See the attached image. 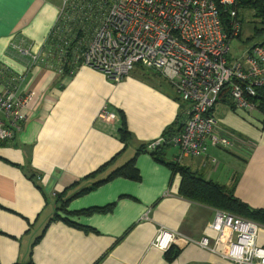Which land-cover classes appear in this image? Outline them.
<instances>
[{
  "label": "crops",
  "instance_id": "obj_1",
  "mask_svg": "<svg viewBox=\"0 0 264 264\" xmlns=\"http://www.w3.org/2000/svg\"><path fill=\"white\" fill-rule=\"evenodd\" d=\"M59 7V0H0V90L11 75L18 94H32L13 137L0 141V264H233L224 258L232 232L212 228L215 216L227 213L182 198L180 176L166 164L262 208L261 116L220 100L213 108L218 131L236 142L234 149L209 148L177 161L170 145L160 153L163 163L155 161L141 148L182 112L173 88L140 66L119 82L85 66L65 71L47 41ZM12 44L40 60L32 63ZM105 112L113 119H103ZM128 164L134 179L109 178ZM162 232L177 238L156 246ZM201 239L205 247L193 243ZM255 244L264 249L262 226ZM170 246L180 253L167 263Z\"/></svg>",
  "mask_w": 264,
  "mask_h": 264
},
{
  "label": "built area",
  "instance_id": "obj_2",
  "mask_svg": "<svg viewBox=\"0 0 264 264\" xmlns=\"http://www.w3.org/2000/svg\"><path fill=\"white\" fill-rule=\"evenodd\" d=\"M59 1L47 41L56 45L62 67L70 53L69 67L85 66L114 82L128 76L135 66L155 72L185 104L181 131L169 142L179 152L177 161L204 156L209 148H235L236 142L218 131L213 108L224 95L234 109L257 112L252 97L256 88L264 86V41L238 49V57L230 54V43L242 31L239 6L244 0ZM11 48L32 63L40 60L41 55L29 48L18 44ZM16 85L13 77L0 90V141L13 137L32 97L18 94ZM101 116L113 119L106 112ZM163 143L159 138L146 151L153 152ZM212 228L229 229L234 236L224 255L227 261L264 264V249L255 244L257 225L218 213ZM175 238V234L159 233L155 245L165 247ZM193 243L207 244L205 239Z\"/></svg>",
  "mask_w": 264,
  "mask_h": 264
},
{
  "label": "trees",
  "instance_id": "obj_3",
  "mask_svg": "<svg viewBox=\"0 0 264 264\" xmlns=\"http://www.w3.org/2000/svg\"><path fill=\"white\" fill-rule=\"evenodd\" d=\"M240 9L242 12H250L253 18L251 24V30L253 31V35L249 38L258 36L259 33L264 32V0H244L240 4ZM222 18H225V14L221 13ZM241 15V22L243 21ZM244 18V17H243ZM256 23L261 27V29H256ZM240 36L238 37V39ZM264 41V40H263ZM66 65L64 66L65 71L71 69L72 66V57L70 53L67 54L66 57ZM69 65V66H68ZM78 66V64H77ZM9 77V75H8ZM7 77V78H8ZM10 78L13 76L10 75ZM7 79V80H8ZM179 101V99H178ZM221 101L226 103L228 100L224 95L221 97ZM252 101L256 105V109L258 114L263 119L264 123V86L255 89V96L252 97ZM229 103V102H228ZM180 107L184 109L185 104L179 101ZM180 113L179 117L174 120V122L168 126L161 134V138L163 139L164 143L157 147L153 152L150 154L154 157L155 161L162 162L160 158V153L162 149L164 150L167 146H170L169 142L170 139L176 136L181 131L182 123L185 119V114L183 112ZM120 138L122 141H126L129 138V134L126 132L124 128L119 130ZM146 147H142L141 150L144 151ZM166 166L173 172L177 173L180 176V185L178 189V194L189 201L197 202L208 207H211L215 210L225 212L227 214L240 217L242 219L248 220L258 226L264 227V206L260 209H250L246 205L242 204L238 200H236L231 190H227L224 187L214 184L209 181H204L198 177H196L193 173H191L188 169L181 167L179 165L169 163ZM132 164H128L125 167L117 170L114 172L109 178L113 177H127L134 179L136 177L133 174ZM180 251L176 246H170L164 252V260L167 263H171L174 261L177 256L179 255Z\"/></svg>",
  "mask_w": 264,
  "mask_h": 264
},
{
  "label": "rangeland",
  "instance_id": "obj_4",
  "mask_svg": "<svg viewBox=\"0 0 264 264\" xmlns=\"http://www.w3.org/2000/svg\"><path fill=\"white\" fill-rule=\"evenodd\" d=\"M240 14L243 15L242 16V19H243L242 31L240 34V38L234 39L230 43V47H229L230 48V54L234 57H238L240 55V53L237 52L238 49L244 48L247 46H251L252 44H254V42L264 40V32L259 33L258 36L252 37V39L249 40V38L253 35V31L251 30V24H250V23L254 22L253 18L251 17L252 14L250 12H247V11L241 12ZM254 24H256V23H254ZM255 26H256V29H258V30L261 29V27L259 25L256 24ZM150 71L145 70L144 74L145 75H151L152 73ZM254 116H257V115L254 113Z\"/></svg>",
  "mask_w": 264,
  "mask_h": 264
}]
</instances>
